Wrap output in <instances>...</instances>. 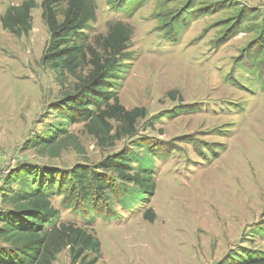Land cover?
Wrapping results in <instances>:
<instances>
[{"label": "rangeland", "instance_id": "rangeland-1", "mask_svg": "<svg viewBox=\"0 0 264 264\" xmlns=\"http://www.w3.org/2000/svg\"><path fill=\"white\" fill-rule=\"evenodd\" d=\"M23 1L0 0V17ZM33 1L26 36L0 22V190L20 165L96 166L139 141L164 157L152 156L154 195L128 214L116 206L120 220L85 223L52 198L56 224L73 222L98 238L96 264H229L244 251L264 256V0H92L96 17L78 40L85 59L74 74L42 61L50 34L43 0ZM65 7L55 8L59 22ZM114 23L132 34L109 91L125 110L147 114L133 138L100 146L83 124L65 123L52 107L90 76L91 52L103 55L100 43ZM58 125L82 152L50 157L29 147ZM148 209L152 222L144 218ZM54 264H71L68 249Z\"/></svg>", "mask_w": 264, "mask_h": 264}, {"label": "trees", "instance_id": "trees-1", "mask_svg": "<svg viewBox=\"0 0 264 264\" xmlns=\"http://www.w3.org/2000/svg\"><path fill=\"white\" fill-rule=\"evenodd\" d=\"M60 2L66 4L62 22L55 11ZM35 7L33 0L10 6L0 17L2 28L16 37L26 36L32 28L31 11ZM41 9L50 34L42 61L57 72L66 70L74 74L85 59L83 44L78 40L95 20L94 2L43 0ZM108 29L109 35L100 43L103 55L91 52L94 59L90 76L52 107L65 123L83 124L85 132L100 146H112L124 137L133 138L137 121L147 114L143 109L125 110L109 91L113 84L110 80L128 56L124 52L132 29L122 23L109 25ZM29 147L50 157H58L67 148L83 151L63 125L48 129ZM149 148L154 149L133 141L96 166L82 164L60 170L24 164L10 170L0 190V264H54L64 249H68L71 264H96L101 258L98 238L73 222L56 224L60 211L52 198L61 197V206L79 215L85 223L120 220L122 214L116 206L128 214L154 195L152 160L164 156ZM135 149H146L147 154L141 155ZM144 218L154 221L153 210H146ZM230 260L229 264H264V256L250 251L231 256Z\"/></svg>", "mask_w": 264, "mask_h": 264}]
</instances>
